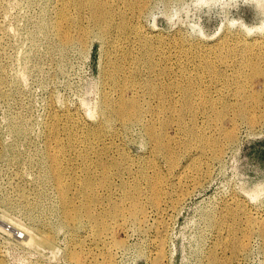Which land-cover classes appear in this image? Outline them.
Wrapping results in <instances>:
<instances>
[{"label": "rangeland", "instance_id": "1", "mask_svg": "<svg viewBox=\"0 0 264 264\" xmlns=\"http://www.w3.org/2000/svg\"><path fill=\"white\" fill-rule=\"evenodd\" d=\"M96 1L124 14L128 25L152 43L155 70L139 71L138 83L153 80L163 89L203 81L208 87L211 75L206 65L202 68L207 60L217 66L222 81L212 85L211 95L234 105L243 102L232 80L236 68L225 67L218 57L228 49L239 52L238 41L264 42V0H146L142 12L129 0ZM61 5L62 0H0V264H73L71 253L83 264H97L95 259L101 264H264V238L259 234L264 226V78L248 77L246 70L238 79L240 84L251 82L249 93L261 99L253 122L239 119L234 125L229 120L235 114L231 108L217 124L208 120L214 132L219 127L227 133L234 130V139L225 142L219 159L202 163L199 178L178 183L179 163L170 176L161 157H156L159 173L146 169V178L123 171L120 176H105L99 166L101 174L90 177L92 189L84 201L81 183H70L71 176H81L83 166L77 154L68 151L72 138L67 137V116L84 130L103 120L98 110L103 91L113 95L117 89L107 75L109 62L121 64L116 81H124L125 68L131 64L127 59L139 55L140 41H126L116 33L111 34V43L105 41L84 11L80 26L90 31L85 43L63 46L54 29ZM69 15V22H64L74 40L79 33L73 8ZM221 39L224 46L218 44ZM210 45L212 51L207 50ZM233 58L227 55V60ZM139 95L145 108L153 104L142 92ZM54 117L60 132L50 141L48 124ZM197 122L202 127L207 120ZM176 124L167 136L177 157L185 160L180 146L185 139ZM156 128L162 130L159 122ZM93 146L94 151L105 148L104 162L123 153L135 164L139 158L149 163L150 140L144 124L122 128L115 122ZM63 147L66 158L74 161L71 170L61 168L64 203L80 211L78 220L69 224L64 223L55 183L44 178L49 156ZM122 192L124 204L119 202ZM129 196H136L142 209L138 219H130L128 213L113 218L115 204L130 210ZM154 197L160 202L155 203ZM86 204L97 222L99 216L104 218L108 234L103 239L92 234L96 225L86 216ZM238 205L245 211H238ZM44 230L52 237L50 251L57 250L55 255L24 244L26 231L40 237ZM233 233L237 245L244 243L241 252L234 249ZM111 238L121 245L108 252L105 244Z\"/></svg>", "mask_w": 264, "mask_h": 264}, {"label": "bare ground", "instance_id": "2", "mask_svg": "<svg viewBox=\"0 0 264 264\" xmlns=\"http://www.w3.org/2000/svg\"><path fill=\"white\" fill-rule=\"evenodd\" d=\"M128 3L131 6L137 5L136 7L139 12H142L146 7V0H129ZM258 5V7H260L262 3H258ZM69 8L74 9L78 19V21H74V26L78 29L79 35L74 40L66 31L67 24L64 22L65 20L68 22L70 20ZM84 11H88L89 23L99 30L101 35L105 37V41L108 39L109 43H111V34L116 33L126 41L132 38L139 39L140 49L137 52L139 54L138 56H132L127 59L132 65L128 63L130 67H126L123 73V78L125 80L120 83L116 80L118 74L122 70L121 64L109 62V67L111 66V69L107 72V75L117 89L113 95L103 91L101 97L102 103L99 105L98 110L104 118L95 128L89 127L84 130V128L74 121L70 115L67 116L69 120L68 124H66L68 127L67 137L72 138L68 151L76 153L77 158L81 159L83 166L81 176H71L70 183H81L83 199L85 201L89 197L88 192L92 189L90 177L101 174L99 172V166L105 176H120L119 172L123 171L130 176L146 178V169H151L153 173L156 174L159 173L156 157H161L166 160V171L170 176H172L175 171L176 163H179L180 170L178 172L179 174L177 173V181L180 184L187 177H192L193 179L199 178L202 173L200 167L202 163L208 162L210 165L211 162L219 159L224 151L225 142H231L234 139V130L227 133L224 129L221 131L219 127L214 132L208 120L211 119L217 124L219 120H224L226 113L231 108L235 109V114L232 118H229V120L234 123V125L235 121L239 119L249 120L250 122L254 121L253 112L255 107L260 104L261 99L258 95L249 93L251 91V82L240 84L238 79L246 73V70L249 71L248 77L261 75V77L264 78V42L258 40H253L251 42L238 41L236 43V48L239 52L234 49H228L219 54V61L224 64L225 67L236 68L232 80L235 85V94L240 97L243 102L240 105H234L223 97L215 98L211 95L210 91L212 85L217 86V84L222 83V81L219 79L220 75L217 66L213 62H208L207 60L202 65V68L206 65V69L211 75L208 87L203 81H197L196 83L187 86L184 85L179 88H175V85L171 84L170 86H165L163 89L161 85L153 80H146L141 84L138 83L136 81V76L139 71L145 70L148 73H152L155 70V49L151 48L152 43L147 37L142 36L139 30L128 25L127 20L125 21L122 18L124 14L114 13L107 9L104 3L102 4L99 1L62 0V5L57 11V20L54 24V29L63 46L72 44L75 41L80 43V46H83L85 43L86 37L90 31L80 26ZM116 16L120 18L118 21H116ZM82 37L85 38L83 39ZM218 44L224 46L225 42L221 39ZM207 50L212 51L213 45H210ZM227 55L234 56V58L229 61L227 60ZM236 55L237 57H235ZM136 86L139 88V91L134 93L131 90H135ZM140 92L152 100L153 104H149L145 108L141 102ZM178 102L180 103L179 105ZM147 115L149 116V122L145 124L144 120ZM205 118L207 123L202 127H198L197 121ZM186 121L189 122L186 123ZM115 122H118L122 128H128L134 124H144L145 133L150 140L148 164L146 161H140V158L136 161V164L132 161H128L129 156L123 153H118V157L115 156L116 158L104 162L102 160L104 155H106L105 148L94 151L93 144L95 141L102 140L106 135V130L113 129ZM158 122L162 126L161 131H157L156 128V123ZM173 122H177L175 128L185 139L180 145L183 156H186L185 160H180V156L179 158L177 157L174 152L173 142H171V138L167 136V132L172 128ZM48 132V139L50 141H54L59 135L60 129L58 120L55 117L52 118L48 124ZM210 133L213 134L208 135ZM111 134L116 135L117 133L113 131ZM90 154H95V159H92ZM73 165L74 161L66 158V148H58L49 156L48 166L44 176L45 179L52 180L59 191L61 197L60 208L63 213L65 224L76 222L80 215L78 209L70 210L64 203L65 192L63 190V172L61 168L69 171L72 169ZM134 167H136L135 171L133 170ZM158 183V181L155 182L152 187L154 192L156 188H158ZM122 185H125V183H122ZM103 186L106 187V184ZM128 193L129 192L124 189L126 197ZM129 199L131 201L130 210L126 211L120 205L115 204L113 207L114 210L110 215H112L113 218H118L128 213L130 219H132V216L138 219L142 212L139 202L136 196H129ZM119 202L122 204L125 202L123 199V192ZM154 202H160V198L157 200V197H154ZM85 210L88 219L92 220V223L96 225V229L92 230L94 238L100 239L102 237L103 239V235L108 234L105 232L106 227L104 218L99 216L97 222L90 213L88 204L85 205ZM238 211L244 212L245 210L241 205H238ZM231 232L232 230H229L227 236H229ZM25 233L24 244L33 247L45 255L49 254L52 256L57 252V250L50 251L53 250L50 248L52 245V237L46 230L40 234V237H36L28 231ZM259 234L264 238V226L260 228ZM233 236L234 233L232 234V238ZM233 241L235 243L234 249L238 252L243 251L242 246L244 247V243L239 241L237 245V240L235 238H233ZM120 245L121 243H115L112 238L105 244L108 252L114 248H118ZM70 259L73 264H83L74 253L70 254ZM108 259V257L105 258V262H108ZM95 260L97 264H101L97 259ZM211 260L213 263L218 261L214 255H211Z\"/></svg>", "mask_w": 264, "mask_h": 264}]
</instances>
